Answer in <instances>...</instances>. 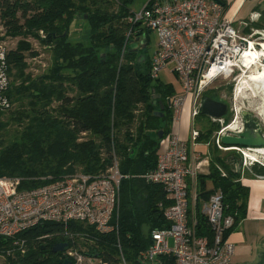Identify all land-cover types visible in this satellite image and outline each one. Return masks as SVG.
<instances>
[{
  "label": "trees",
  "instance_id": "obj_1",
  "mask_svg": "<svg viewBox=\"0 0 264 264\" xmlns=\"http://www.w3.org/2000/svg\"><path fill=\"white\" fill-rule=\"evenodd\" d=\"M141 1L143 5L147 0ZM136 3L0 0V20L5 30L1 39L19 37L16 47L7 52L11 76L7 94L12 105L0 112V176L20 177L21 189H33L78 171L98 173L113 163L116 154L121 172L128 176L121 182L119 239L131 264H137L139 250L151 243L143 225H150L151 231L170 226L159 205L171 203L164 187L140 176L157 164L160 139L149 132L163 129L165 136L171 129L170 107L160 117L153 94L174 95L171 87L150 77V57L142 58L149 43L145 32L150 29L145 27L136 34L146 35L144 48L132 50L131 42H127L131 28L127 18ZM81 21L89 25L87 37L72 40V31H78L76 23ZM251 28L264 29V24L258 21L245 31ZM29 37L37 39L50 55L42 73L27 71V55L36 59L40 54ZM215 92L208 90L204 96L217 97ZM139 105L143 111L138 116L135 109ZM136 117L139 122L134 132ZM213 123L215 129L200 130V142H210V166L209 172L200 173L196 180V232L209 238L213 231L201 211L203 201L216 190L223 192L226 214L235 217L231 233L245 217L248 195V187L239 180L242 155L236 150L220 153L213 142L220 124ZM134 148L137 150L132 156ZM259 166L264 172V166ZM64 227L59 222L44 221L21 233L28 240V251L13 264H63V252H54L53 247L64 237L53 234L64 231ZM67 229L91 235L92 242L77 236L76 244L85 254L108 264H120L115 232L99 233L93 225L75 220ZM4 243L0 238V246ZM160 260L161 264H175L173 256Z\"/></svg>",
  "mask_w": 264,
  "mask_h": 264
},
{
  "label": "built area",
  "instance_id": "obj_2",
  "mask_svg": "<svg viewBox=\"0 0 264 264\" xmlns=\"http://www.w3.org/2000/svg\"><path fill=\"white\" fill-rule=\"evenodd\" d=\"M127 19L131 24L127 42L137 41L141 35L136 34L145 27L157 33L150 77L159 79L160 72L172 65L171 71L181 84V90L169 97L172 121L181 127L187 108L190 121L187 138L178 129L161 139L156 166L140 176L148 183L164 187L171 203L159 205L170 226L150 230L151 243L139 250L136 263L161 264L162 256H173L175 264H235V244L229 238L235 217L226 214L221 190L202 203L201 211L211 225L212 238L198 236L196 232V180L209 168L210 157L209 153L204 156L198 151L201 132L193 121L201 114V101L204 93L211 90L209 86L220 78H235L234 91L228 100L230 120L211 117L220 124L213 142L220 150L241 152L242 168L255 163L264 166L256 157L258 148L227 147L222 143V136L244 130L242 110H255L247 102L251 98L245 94L253 89L246 80L256 65L264 71V29L251 28L244 33L236 28L234 21L225 16L224 0H147ZM9 49L8 43L0 39V112L12 105L7 94L11 82ZM255 91L260 96V91ZM142 111L139 105L135 114L139 116ZM135 121L134 132L138 117ZM113 155V163L98 173L78 171L33 189H21L20 177L0 176V238L5 241L0 246V264H13L27 254L28 240L20 234L44 221L65 226L64 231L53 234H62L63 242L68 243L63 251L65 260L71 264H90L94 260L99 261L97 264H108L80 250L77 236L91 242L93 238L87 232L69 231L67 226L72 220L93 225L99 233L115 232L120 264H131L119 239L121 182L128 176L121 172L118 156Z\"/></svg>",
  "mask_w": 264,
  "mask_h": 264
},
{
  "label": "crops",
  "instance_id": "obj_3",
  "mask_svg": "<svg viewBox=\"0 0 264 264\" xmlns=\"http://www.w3.org/2000/svg\"><path fill=\"white\" fill-rule=\"evenodd\" d=\"M224 3L225 16L232 19L234 25H239V29L243 32L247 27L244 23L253 25L259 21L264 24V0H224ZM147 32H145L146 35H150L149 30ZM146 35L141 34L137 40H146ZM262 86L264 87V85ZM258 116L262 121L261 112L258 113ZM178 129H181L182 133L184 131L185 134L182 126L180 127L174 122L171 123L170 132ZM209 145L201 142L198 151L204 156L207 155L210 153ZM259 165L255 167L254 164H250L240 168L239 180L248 187V195L245 217L238 222L229 236L235 244L233 257L235 264H264V175H261L264 172ZM208 172L209 168L205 173ZM209 187L211 188L212 185L210 184Z\"/></svg>",
  "mask_w": 264,
  "mask_h": 264
},
{
  "label": "rangeland",
  "instance_id": "obj_4",
  "mask_svg": "<svg viewBox=\"0 0 264 264\" xmlns=\"http://www.w3.org/2000/svg\"><path fill=\"white\" fill-rule=\"evenodd\" d=\"M142 5V1L141 0H137L136 6L135 8H139ZM86 24V26H85ZM236 28L239 29V25H235ZM76 29H78V31L75 30L72 31V40H84L87 37V33L89 32V25L87 22H79L78 24L76 23ZM74 30V29H73ZM4 26L0 20V37L4 36ZM150 32V38H149V43L148 46L146 47V49L144 50L146 52V54L151 58L152 54H154L157 43H158V35L154 30H149ZM244 33H248V31H244ZM1 39V38H0ZM2 41H6L8 43V47L11 49H14L17 45V42L19 40V37L17 38H13V37H6L5 39H1ZM30 42L32 43L34 49L36 51H38L40 54L38 56V58L36 59H32V56L27 55V62H28V68L27 71L33 72V73H42L44 71V69L49 65L50 62V55L48 52L45 51V49L42 47V45L39 43V41L35 38L29 37ZM171 66L169 65L167 68H165L164 70H162L160 72V81L161 83H163L164 85L171 87V89H173L174 94L178 93L181 90V84L180 81L178 80L177 76L171 71ZM262 72V70L260 69V65L257 66L253 69V73H258V72ZM242 73V72H241ZM251 73V74H253ZM240 75V74H239ZM250 78V77H249ZM246 80V84L248 85V87L250 89L253 90H249L247 91V93L245 95H248L251 99L250 102L252 103L251 105L253 107H255V110L252 111L254 113V117L257 119H260L258 116L259 111L261 112L262 116V122L264 123V87L262 86V83L257 81V80H250V79ZM236 79L235 78H220L218 80H216L215 82H213L208 89L214 90L216 91L215 94L217 95V97H223L227 100L231 99L232 94H233V88H234V83H235ZM232 86V87H231ZM255 90H259L260 91V96H257V92ZM244 95V94H243ZM15 106H13L14 108ZM256 107H258L260 110H258ZM158 109V108H157ZM171 110V109H170ZM172 113V110H171ZM160 116V115H159ZM227 121L230 120L229 117H227L226 119ZM173 124V122H171ZM216 123V122H215ZM193 126L201 131H207V130H213L216 128V125L213 123L212 118L207 115V114H199L197 117H195L194 121H193ZM189 127H190V121H189V114H188V108L185 111V113L183 114V119H182V128L185 130V134L184 131L182 133V135L184 137H188L189 134ZM167 135V134H166ZM165 135V136H166ZM220 153H223L224 155L226 154V151L224 150H220ZM230 151V150H228ZM237 151V150H236ZM259 151V149H258ZM239 152V151H237ZM260 152V151H259ZM257 153L256 157L258 160L262 161L264 163V156L262 155V153ZM241 154V152H239ZM243 155V154H241ZM249 163V161H248ZM99 260V258H98ZM94 262V263H93ZM92 263L90 264H97L99 263L96 262V260H94Z\"/></svg>",
  "mask_w": 264,
  "mask_h": 264
},
{
  "label": "water",
  "instance_id": "obj_5",
  "mask_svg": "<svg viewBox=\"0 0 264 264\" xmlns=\"http://www.w3.org/2000/svg\"><path fill=\"white\" fill-rule=\"evenodd\" d=\"M78 18L82 17L79 13ZM88 15H84V18H87ZM146 40H134L130 44L132 50H137L140 47L144 48L146 46ZM158 97V95L156 96ZM154 104L157 102L154 101ZM160 111H158L160 116H163V110L165 105L163 102H159ZM201 113L207 114L213 118H226L231 114L230 102L223 97H212L205 95L201 101ZM242 117L245 122V128L239 133L227 134L222 136V143L227 147H251V148H262L264 147V126L259 119L254 117V113L250 110L244 108L241 112ZM149 135L152 137H158L159 139L163 138L164 130H154L150 131ZM137 148H134L131 152L133 156ZM151 227L150 225H143V233L148 238L150 234ZM68 246L67 242H58L54 245V252H63ZM63 264H71L70 260H65Z\"/></svg>",
  "mask_w": 264,
  "mask_h": 264
},
{
  "label": "flooded vegetation",
  "instance_id": "obj_6",
  "mask_svg": "<svg viewBox=\"0 0 264 264\" xmlns=\"http://www.w3.org/2000/svg\"><path fill=\"white\" fill-rule=\"evenodd\" d=\"M143 54V53H141ZM143 59L147 60L149 59V56L146 54V52L143 54L142 56ZM155 82V81H154ZM158 95V97H156ZM156 101L157 105L160 106L159 102H163V104L165 105V108L163 110H161L163 112V115L166 113V107L170 106V101H169V97L168 96H163L161 94V92H156L155 94H153V102ZM160 111V108H158L157 112ZM163 117V116H160ZM260 120V119H259ZM260 122L262 123V125L264 126V123L260 120Z\"/></svg>",
  "mask_w": 264,
  "mask_h": 264
},
{
  "label": "bare ground",
  "instance_id": "obj_7",
  "mask_svg": "<svg viewBox=\"0 0 264 264\" xmlns=\"http://www.w3.org/2000/svg\"><path fill=\"white\" fill-rule=\"evenodd\" d=\"M250 80H257V81H259V82H261L262 83V85H264V71H260V72H258V73H253V74H251V77L249 78ZM259 149V151L262 153V155L264 156V147H262V148H258ZM258 151V152H259ZM259 152V153H260Z\"/></svg>",
  "mask_w": 264,
  "mask_h": 264
}]
</instances>
